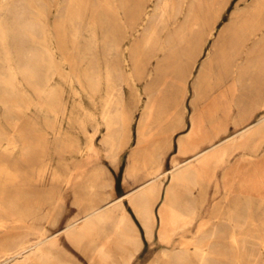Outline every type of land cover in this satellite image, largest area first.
I'll list each match as a JSON object with an SVG mask.
<instances>
[{"label": "rangeland", "instance_id": "obj_1", "mask_svg": "<svg viewBox=\"0 0 264 264\" xmlns=\"http://www.w3.org/2000/svg\"><path fill=\"white\" fill-rule=\"evenodd\" d=\"M18 1L26 25L8 24L0 29V237L32 226L37 230L29 231L32 252L41 246L57 249L52 260L43 264H91L96 246L112 235L114 221L88 223L84 218L145 183L149 172L169 169L172 158L183 162L192 157L191 145L198 144L199 151L207 146L195 139L186 150L179 152L177 147L178 139L190 128L192 83L231 14L243 18L257 0H173L175 8H168L158 27L162 40L156 47L153 34L147 47L143 38L159 18L161 0H81L76 42L66 19L71 17L68 6L72 0ZM218 12L222 17L214 37L189 79L191 92L185 97L183 113L178 106L182 93L179 89L175 94L171 84L179 85L180 80L173 75L172 65L166 66V53L158 46L186 17L192 24L196 18L211 19ZM88 24L95 40L88 36ZM249 30L253 37L247 44L252 48L264 31ZM2 33L7 37L10 60L2 46ZM259 45L264 49V42ZM110 48L116 53L114 64L120 72L115 78L126 85L120 103L110 109L115 125L108 131L102 121L92 136L96 122L91 116H100L107 94L105 69ZM256 66L245 82L246 91L237 93L241 111L252 115L249 123L264 117V60ZM219 70L204 76L203 89L220 81ZM214 93L206 91L203 100ZM144 109L145 130L153 138L145 160L137 152L138 123ZM123 112L130 117L128 126L120 116ZM246 125L237 129L231 125L227 135ZM209 127L204 123V129ZM235 145L196 185L177 187L162 231L159 221L154 226L148 222L147 231L134 207L123 200L130 222L122 234L137 235L141 244L128 255L129 247L116 235L106 264H153L163 249L169 251L155 264H168L170 257L171 264H193L197 243L210 244L206 264H264V129ZM190 192L193 206L185 210ZM164 194L165 186L159 196L153 192L148 196L152 212L154 208L158 213ZM70 223H76L71 236L57 235L59 247H53L50 238ZM213 226L217 230L210 240L197 239L208 235ZM182 253L188 256L178 262Z\"/></svg>", "mask_w": 264, "mask_h": 264}, {"label": "bare ground", "instance_id": "obj_2", "mask_svg": "<svg viewBox=\"0 0 264 264\" xmlns=\"http://www.w3.org/2000/svg\"><path fill=\"white\" fill-rule=\"evenodd\" d=\"M262 2L264 1L257 0L249 13L244 15L243 18L238 17L235 12L231 14L229 23L219 31L211 47L206 51L207 57L201 65L198 76L192 83V98L189 102L191 107L190 128L184 137L178 139L177 147L179 152L186 150L188 149L187 144L193 143L195 139L199 141V144L203 143L207 144V146L199 151L200 146L198 144L191 145V151L195 152L192 157L183 162H178L175 157L172 158L171 167L169 169L161 171L160 167L149 172L148 176L150 177L145 183L122 195L116 201H107V204L96 207L84 218L88 220V223L101 219L114 221L112 235L105 237V240L96 246L90 257L91 264L107 263L110 255L108 250L111 244L116 243L114 237L118 234L121 235V239L126 246L129 247V250L137 249V247L140 246L141 243L137 235L130 236L128 234H122V228L130 222L129 213L122 204L123 200L127 199L129 204L134 207L136 214L144 223L147 231H149L147 223L150 221H152L153 226L156 221H159L161 224L160 230H164L166 217L172 207V197L177 187L184 186L188 183L196 185L198 178L206 174L211 165H219L226 155L234 149L233 146H236L235 144L241 143L243 139L256 135L264 129V117H261L254 123H249L252 115L249 114L245 116L244 112L241 111L242 101L237 97V93L246 91L247 86L245 82L250 79L251 74L258 68L256 65L264 60V49L259 45L261 42H264V33L256 40V45H254V47L250 48L247 44L253 37V32H248L250 28L253 30L256 29L259 32L264 31V3ZM172 3L173 0H161L158 4L159 18L153 24L152 32H148L143 38L145 47H147L149 41L152 39V34L153 47L157 46L155 43L157 44L159 40H162L157 35L158 27L159 25H163L164 17L167 15V10L171 7ZM19 4L18 0H0V12L2 13V16L0 15L1 30L8 24H12L16 27L26 25L24 18H22L23 13L19 10ZM81 6V0H72L68 6V12H71V17L66 19L72 26V37L74 42L80 37L79 23L81 21ZM172 8H175L174 4ZM19 11L21 12L19 13ZM7 15H15V17L12 18L11 16V18H9ZM221 17V12H218L215 13L214 17L211 19L203 17L197 20L198 18H196L192 24H188V19L186 17L185 21L167 36L164 41L165 43L158 46L160 51L166 53L164 56L166 66L169 67L172 65L173 75L176 80H180L179 85L173 82H171V84L175 94H178L179 89L182 93V101L178 106H181L183 113L186 112L184 103L185 97L191 92L188 84L189 79L196 67L198 58L205 52L207 42L214 37L215 25L221 20ZM87 32L89 34L88 36L95 40L91 24H88ZM44 39L46 40L47 37L44 36ZM6 40L7 37L5 33H2V46L5 49L6 58L10 60V51L8 50ZM256 46L260 47L258 51L254 50ZM115 55L114 49L110 48L108 51V63L105 69L107 94L103 101V108L100 116L97 117L94 114L91 116L94 122H96V129L92 132L94 133L93 135L91 134L92 136L98 133L100 122H105L108 131L116 123L115 117L110 113V109L115 102L120 103V98H122V92L124 91L126 83L118 82L115 78L116 74H120L118 67L114 64ZM183 58L186 59L185 63L183 62ZM217 69H220L216 74L220 81L215 85L210 84L206 89H203L201 81L204 76L206 74L211 75V73H215ZM10 71L12 72V68H10ZM222 81H225V83H222ZM203 90H205V92L212 90L216 95H214V93V96L204 101L203 94L205 92H203ZM116 99H118V101ZM146 112L147 109H144L138 123L137 133V152L141 154L144 160L149 155L147 145L153 141V138L151 139L152 136L148 135L145 130V123L147 120ZM203 113H205L206 116H204ZM120 116L122 117V121L124 120V126H128L130 117L126 115V113ZM179 120L182 122L181 118H179ZM174 121H176L175 118ZM204 123L210 126L209 129H204ZM244 123L247 124L246 127L235 131L233 135H227L231 125L237 129L238 126H242ZM223 136H225V138H222ZM237 136L239 137L237 138ZM82 153L83 152H81L80 155H82ZM79 165L80 164H78V166ZM78 166L76 168H78ZM164 186L165 194L163 204L160 206L158 213L154 211V208L152 212V209L148 205V196L151 192L159 196ZM188 195V201L183 205L185 210L193 206L191 200L192 193L190 192ZM188 213L192 215L191 212L188 211ZM75 226L76 223H70L57 234L53 235L50 238L52 240L50 243L54 245L53 247H59L56 242L57 235L63 233L67 236H71L75 230ZM132 228L133 226L131 229ZM216 230L217 226H213L210 233L203 236L201 235V230L198 229L197 234L199 235L200 233L201 236L197 237V239L210 240L216 233ZM29 231L37 230L32 226H27L25 230L17 231L13 234H5L3 238L0 237V264H43L52 260L53 253L55 250L57 251V249H51L49 247V249L45 250L41 248V246L32 252V245H29L31 242ZM209 247L210 244L208 243L196 244V250L193 253L195 256L193 264H206V259L211 254L208 251ZM180 250L183 252L187 251L184 248H180ZM167 251H169V249L161 250L158 257L154 259L153 264L160 262L159 259L165 256ZM28 252L31 253L25 256ZM132 252L130 250L128 255H131ZM187 256L188 253H182L177 256V261L182 262ZM171 260L172 258L170 257L168 264L172 263Z\"/></svg>", "mask_w": 264, "mask_h": 264}]
</instances>
